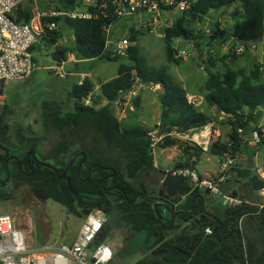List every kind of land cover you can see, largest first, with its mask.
<instances>
[{
  "label": "trees",
  "instance_id": "obj_1",
  "mask_svg": "<svg viewBox=\"0 0 264 264\" xmlns=\"http://www.w3.org/2000/svg\"><path fill=\"white\" fill-rule=\"evenodd\" d=\"M55 2V7L61 9H73L78 4L77 0ZM234 3L241 6V11L233 19L232 30L222 35L223 40L231 37L246 41L261 36V41H264V0H196L191 13L196 16L195 20L182 15L171 27L165 29L163 38L167 60L178 63L172 54L173 38H197L190 24L202 20L210 10L229 7ZM56 21L58 29L49 32L46 38L47 44L54 46L51 57L56 63L65 61L68 53H74L78 59L127 61L122 60L116 76L100 85V96L107 100L105 105H83L81 99L94 89L88 78L80 85L73 83L67 91V102L72 101L71 109H65V100H45L39 104L40 133L54 130L61 134L55 146L46 154L39 155V158L54 165L60 174L66 169L65 176L69 178L70 186L66 179H60L55 171L40 163L32 162L31 167H28L25 152L38 153L42 144L41 135L30 126L23 127L16 129L15 141H10L8 117L13 109L9 104L1 105L0 164L3 166L10 154L22 153L23 156L17 155L18 161L28 173L22 172L17 162L13 161L15 169L11 172L12 182L16 186L26 182L35 199L54 201L77 216H84L85 211L95 209L107 215L109 220L116 213L111 224L116 227L125 226L129 230L122 253L140 251L149 254L135 264H264V245L258 247L254 241L244 239L237 227L242 216L257 214V222L264 232V205L258 208L249 200L250 195L255 192L250 187L253 173L241 167L238 159L227 173L238 176L243 185L248 186L249 195L241 196L238 190L241 204L219 209L218 211H222L220 215L203 210L199 199L193 203L191 197H186L174 211L169 212L168 217L167 209L152 199L157 194L159 181L165 171L154 166L149 130L142 125L122 129L114 114L113 102L120 91H126L132 85L131 70L134 69L143 82L158 84L162 88L159 119L161 132L175 129L192 135L206 126L211 117L188 102L185 89L174 82L166 67L148 64L137 43L139 30L131 26L128 55L120 58L111 57L105 45L104 26L109 20L66 18ZM60 23H65L63 26L72 30L74 41L71 45H57L58 39L62 37ZM215 29V33L211 31L208 34L211 38L216 32L222 31ZM226 55L221 57L223 62L227 59ZM33 61L35 63L34 57ZM209 63L212 64L210 61ZM259 67L260 65L255 64L246 72L244 69L225 65L220 73L208 72L204 100L208 106L215 107L226 116L225 122L229 126L225 141L218 138L209 144L208 152L211 155L221 157L226 151L237 155L242 147H251L242 142V135L248 134L256 126L258 109L264 105V78L261 77L263 72ZM138 103L139 100L135 101V106ZM238 128L242 130L241 134L237 132ZM90 133L95 134L102 145L125 158V171L99 157L93 160L86 158ZM7 142L15 150L6 147L4 144ZM188 143L189 141L180 138L166 137L158 144L161 148L176 146L181 152L182 160L176 161L170 171L195 169L202 148ZM262 143L264 139L256 145ZM199 178L202 177L199 175ZM11 195L6 186H0V200H9ZM177 219L189 225L170 236L171 227L180 228L176 224ZM109 228L110 226H106L93 245L106 239ZM206 228H209V234L205 232Z\"/></svg>",
  "mask_w": 264,
  "mask_h": 264
},
{
  "label": "rangeland",
  "instance_id": "obj_2",
  "mask_svg": "<svg viewBox=\"0 0 264 264\" xmlns=\"http://www.w3.org/2000/svg\"><path fill=\"white\" fill-rule=\"evenodd\" d=\"M55 5V0H34L32 2H25L14 18L25 20L29 10L33 6H37L38 8H52L55 7ZM240 11L241 6L234 3L229 7L210 10L202 20H196L194 23L190 24L189 26L193 29L194 33L197 34V38L186 40L174 39L171 43L172 45H178L179 48L187 52V56L184 59L176 58L178 63L167 60L165 51L166 43L163 37L158 36V33L161 31L159 28L151 32L139 30L140 33L137 43L140 47L141 54L146 58L148 64L156 67H166L167 73L174 82L181 85L186 92H194L200 96H205L206 90L204 86L209 71L220 73L225 69V65L233 68H241L246 70V72H249L255 64L264 67V41H258L257 49L253 51H245L241 56L229 57L226 55L227 59L225 62L221 60L223 55L221 50H223V48L220 44L224 40L221 33L216 32V34H214L215 28H217L218 31L224 30L226 33H229L232 30L233 19L236 17V13ZM206 21L214 22L209 26L211 31L214 32L212 38L201 32V29L206 25ZM121 23L122 22L116 24L109 32L108 37L111 43L108 46V50L112 49L114 41L120 39L124 34L128 35L130 33V29L128 32L126 28L120 27ZM63 24L65 25V23ZM63 24L60 23L59 26L62 37L58 40L57 44L71 45L74 41V34L71 29L63 26ZM209 24L210 23H208V25ZM213 25L216 26L213 27ZM196 43H198V46ZM34 46L33 57L36 62L35 69L30 77L24 81H7L4 83L2 94L0 95V107L1 105L9 104L13 109V113L8 117V139L10 141H15L14 132L16 129L23 127L30 126L32 130L41 135L42 144L37 153L39 156L49 152L61 136L59 132L54 130L44 134L40 133L39 104L45 100H65V109H71L72 101L67 102L66 94L74 81V77L69 73L78 69L79 72L83 71L84 73L90 74L93 84L99 85L103 81L115 77L119 64L122 60L126 62L127 59H119L116 61L94 59L85 62L81 65L82 67L79 66V64L77 66L73 62H67L63 65L62 69L58 71L56 70L58 64L51 57L54 46L48 44L44 45L43 42H37ZM72 55L75 56L74 53H72ZM199 58L202 59L200 60ZM209 61L212 62V64H210ZM76 66L78 68H76ZM262 72L261 77L264 78V70ZM60 73L64 76L60 77ZM142 90L144 91L141 97V105L139 108H136L134 112L127 115V117L120 120L122 129H127L136 125H142L149 129L159 120V95L161 94V90L156 91L155 87L151 84ZM122 110L123 109L115 108L114 106V114L117 118L121 117ZM256 118L258 119V117ZM218 123L220 133H213L212 138H220V140L225 141L229 132V127L225 125L226 122ZM257 123L258 121L255 124ZM6 144L4 145L9 149H14V146L9 142ZM188 145L193 146L190 142ZM249 146L251 147L241 148L237 159L239 162L243 161V166L241 167L249 169L253 175H259L264 181V143L260 145L250 144ZM86 150L87 159L93 160L99 157L102 161L110 162L120 170L125 171V158L115 150L102 145L93 133L89 134ZM177 152V156L181 155L179 150ZM170 153V150L160 151L155 148L153 150L155 163L165 170L172 168L176 156H169ZM219 158L220 157L215 155H209V153L205 154L203 161L197 164L196 170L194 169L195 173L196 171L201 174L213 172L219 164ZM218 172L215 177L218 175ZM6 190L12 194V197L9 200H0V210L9 214L13 219L15 227L24 232L26 244L28 246L35 247L48 243L61 245L69 243L77 237V233L83 221V215L77 216L73 213H69L65 207L51 200L38 201L34 198L26 182H22L17 186L13 182H9L6 185ZM240 194L244 197L249 195L248 186L241 184ZM209 197L210 198L201 205L202 209L216 214L219 213L220 215L222 211L220 212L218 210L223 209L221 206V197L211 195ZM249 200L258 206V208H262L264 205V197L261 195L260 191H255L253 195H250ZM166 214L168 217L170 216L168 210H166ZM115 215L116 213L112 215L113 219ZM113 219L109 217V220L107 219L105 224V228L106 226H110L105 242L109 244L114 251L113 258L108 264H135L139 259L147 258L149 254L140 251L131 252L129 254L122 253L125 243L124 239L127 234H129V230L125 226L116 227L111 224ZM258 219L259 216L257 214L242 216L238 220L237 227L244 239L248 238L260 247L264 245V232L257 222ZM176 224L180 228L172 229L171 227V230L169 229L170 236L178 233L181 229L189 225L187 222H181L179 219L176 220Z\"/></svg>",
  "mask_w": 264,
  "mask_h": 264
},
{
  "label": "built area",
  "instance_id": "obj_3",
  "mask_svg": "<svg viewBox=\"0 0 264 264\" xmlns=\"http://www.w3.org/2000/svg\"><path fill=\"white\" fill-rule=\"evenodd\" d=\"M34 0H0V84L3 81H24L30 77L36 65L33 61L32 47L37 42L47 44L48 33L58 29L56 19H104L109 20L104 26L106 33V48L111 40L109 32L119 22H125L129 32L131 26L136 30L151 32L159 28L158 36L165 35V29L173 25L177 18L186 12L192 13L196 0H77L78 4L73 9L61 8H38L33 6L27 15V19H15L14 16L25 2ZM208 23H210L208 25ZM213 21H206L201 29L202 33L210 34L209 26ZM186 40L182 37L173 38ZM172 40V41H173ZM172 43V42H171ZM131 45L129 34H124L120 39L114 41L110 56L126 58ZM221 47L227 56H241L245 51L257 49V41L226 39L221 42ZM174 58L184 59L187 52L172 45ZM58 71L60 66L56 67ZM259 69L264 70L260 65ZM64 75L60 73V77ZM87 78L85 73L79 75L78 84ZM132 85L126 91H120L119 96L113 102L115 108L123 109L131 100L137 97L143 88L151 83L143 82L134 69L131 70ZM190 103L195 104L194 96H187ZM85 106L99 107L107 104V100L100 96L95 90L90 91L81 99ZM264 112V105L259 107ZM264 115V114H263ZM157 128L149 131L150 147L152 151L166 137H175L196 144H210L212 138L209 127L204 126L198 132L190 134L175 129L169 132H161L160 124ZM240 134L242 130L237 129ZM264 139V117L256 124L250 132L242 135V142L256 145ZM219 172L215 178H199V176L187 168H181L175 172L182 174L193 186L207 188L212 196L221 197L222 208H232L241 204V200L231 198L228 195H220L216 186L218 182L224 181L230 167L236 162L237 155L226 151L221 155ZM260 171V169H259ZM264 197V188L260 190ZM108 216L99 210H89L83 216V221L77 233V237L61 245L44 244L40 246H28L25 234L21 229L15 227L12 217L0 210V264H108L114 255L112 247L105 242L93 245L96 238L105 229ZM207 234L209 228L205 229ZM93 260V261H92Z\"/></svg>",
  "mask_w": 264,
  "mask_h": 264
},
{
  "label": "water",
  "instance_id": "obj_4",
  "mask_svg": "<svg viewBox=\"0 0 264 264\" xmlns=\"http://www.w3.org/2000/svg\"><path fill=\"white\" fill-rule=\"evenodd\" d=\"M185 17H190L192 20L196 19L194 14H190L186 12ZM261 36L255 41H261ZM4 86V82L2 81L0 84V95L2 94V89ZM83 159H85V155H83ZM40 164L52 169L55 171L60 179H66L67 184L70 186L69 178L66 177V169L60 174L57 168L47 162L38 161ZM240 178L238 176L232 177L227 174L226 179L224 181L218 182L216 188L220 195H228L231 198L238 197V186L240 185ZM250 187L253 191H260L264 188V181L259 177V175L254 174L250 178ZM211 195L207 188L204 189L203 194L200 193L199 186H193L182 174L172 171H165L162 179L159 181L157 194L152 197V199L157 202L161 200L164 205H167V210L169 212L174 211L176 205L182 203L186 197H191L193 203L197 199L203 201L204 195ZM212 196V195H211ZM88 211L84 212V215L87 214ZM174 220V217L172 218ZM93 261V260H92Z\"/></svg>",
  "mask_w": 264,
  "mask_h": 264
},
{
  "label": "crops",
  "instance_id": "obj_5",
  "mask_svg": "<svg viewBox=\"0 0 264 264\" xmlns=\"http://www.w3.org/2000/svg\"><path fill=\"white\" fill-rule=\"evenodd\" d=\"M220 20V19H219ZM120 23V22H119ZM123 24V25H122ZM126 23L125 22H122L121 24H120V27H126ZM224 30H222L221 31V35H223L224 34ZM61 39V38H60ZM59 40V39H58ZM58 42V41H57ZM58 45V44H57ZM222 51V54H224L225 53V51L224 50H221ZM88 61H91V60H87V59H78L77 57H75V56H73L72 55V53H68L67 54V58H66V60L65 61H63V62H61V63H57L58 65L57 66H60L61 67V69H62V67H63V65H65V63H67V62H73V63H75L77 66H78V64H79V66H81L82 64H84L85 62H88ZM35 65H36V62H35ZM76 66V68H78ZM82 67V66H81ZM81 73H84L83 71H78V69H76V71H74V72H72V73H69L70 75H72L73 77H74V81H73V83H75V82H78V79H79V75L81 74ZM86 75H87V78L88 79H90L91 80V78H90V74H87V73H85ZM91 82L93 83V81L91 80ZM103 82H105V81H103ZM102 82V83H103ZM72 83V84H73ZM102 83H100L99 85H94V89L93 90H95V92H97L98 94H100V91L98 90L99 88H100V85L102 84ZM151 85L152 86H154L155 87V90L157 91V90H161V93H162V88H161V86L160 85H158V84H153V83H151ZM144 90H146V89H144ZM144 90H141L140 91V93H139V95L137 96V97H135V98H133L132 100H131V102H129L124 108H123V110H122V112H121V114L122 115H120L121 117H119L118 118V120H119V122H120V120L121 119H123V118H125V117H127V115H129L130 113H132V112H134V110H136V108H139V106L141 105V102H142V94H143V91ZM186 94H187V96L189 95V96H194L195 97V100H196V103H195V106H197L198 108H199V110H201V111H204V112H206L210 117H211V121L206 125L207 127H209V130L211 131V134H213V133H220V131H219V129H218V126H219V123L218 122H225L226 121V116L223 114V113H220V112H218L216 109H215V107H211V106H208L207 105V103L205 102V100H204V96H200V95H198V94H195L194 92H186ZM161 95V94H160ZM160 95H159V102H160ZM137 100H139V103H138V106H135V101H137ZM160 105V104H159ZM127 111V113H126V111ZM264 112L262 111V110H259L258 109V113H257V117H258V119L256 118V120L258 121V123H260L261 122V120L263 119V117H264ZM159 119H160V112H159ZM216 120V121H215ZM256 121V122H257ZM160 124V121L158 120L151 128H147L149 131H151V130H153V129H155V128H157V129H159L158 127H157V124ZM257 123V124H258ZM225 125H227L228 126V124L226 123ZM229 127V126H228ZM161 130V129H160ZM215 139H218V138H215ZM220 139V138H219ZM222 141H224V140H222ZM190 143H194V142H190ZM194 144H196V143H194ZM263 144V143H262ZM197 146H199V147H201L202 148V152H201V154H200V158H199V160H198V163L199 162H201V161H203V159H204V155L205 154H208L209 152H208V146H209V144H207V145H205V144H196ZM158 146V145H157ZM156 146V148L157 149H159L160 151L162 150V151H164V150H170V154H169V156H176V160H174L173 161V165H174V163L176 162V161H178V160H182V158H181V155H179V156H177L178 155V150H179V148H177L176 146H172V147H166V148H161L160 146H158L157 147ZM179 152H180V150H179ZM207 152V153H206ZM209 155H211L210 153H209ZM193 158H195V157H193ZM243 162V161H242ZM241 162V165L243 166V163ZM197 163V164H198ZM219 163H220V158H219ZM197 164L195 165V168H196V166H197ZM154 166L156 167V168H159V169H162V170H164V171H170V169L171 168H169V169H163V168H161L159 165H157L156 163H155V161H154ZM218 168H219V164L217 165V167H216V170H214L213 172H211V173H204V174H201L200 172H198V171H196V174L199 176H201L202 178H209V179H213L214 177H215V175H216V173L218 172ZM196 170V169H195ZM195 170H193L194 172H195ZM172 172H175V171H172ZM235 176V175H234ZM233 177V176H232ZM177 208V205H176V207H175V209ZM209 212V211H208ZM209 213H212V212H209Z\"/></svg>",
  "mask_w": 264,
  "mask_h": 264
},
{
  "label": "flooded vegetation",
  "instance_id": "obj_6",
  "mask_svg": "<svg viewBox=\"0 0 264 264\" xmlns=\"http://www.w3.org/2000/svg\"><path fill=\"white\" fill-rule=\"evenodd\" d=\"M15 150V149H13ZM19 153H12L9 155V157L5 160L4 165L2 166L0 164V186L3 185L6 186L9 182H12L11 179V172L15 169V166L13 165V161L17 162V166L19 167V169L22 170V172H24L25 174H28L21 166L20 162L18 161V155ZM23 156L22 153L19 154V156ZM25 157H26V163L28 165V167H31L32 162H37L41 161L39 156L37 154H35L32 151H26L25 152ZM75 159V158H74ZM230 175V174H229ZM231 176V175H230ZM235 177V176H233ZM241 180V179H240ZM243 184V181L240 182V185ZM240 185L238 186V190L240 191ZM202 189V190H201ZM204 187H200V193L203 194L204 191ZM210 197L209 195H204L203 197V201H201V205L203 203L206 202V200H208ZM157 204H160L161 206H163L164 208H167V205H164L163 202L161 200L156 202Z\"/></svg>",
  "mask_w": 264,
  "mask_h": 264
}]
</instances>
